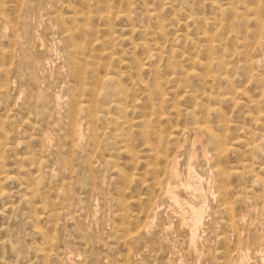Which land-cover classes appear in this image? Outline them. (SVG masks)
Segmentation results:
<instances>
[{
	"label": "rangeland",
	"instance_id": "1",
	"mask_svg": "<svg viewBox=\"0 0 264 264\" xmlns=\"http://www.w3.org/2000/svg\"><path fill=\"white\" fill-rule=\"evenodd\" d=\"M0 264H264V0H0Z\"/></svg>",
	"mask_w": 264,
	"mask_h": 264
},
{
	"label": "bare ground",
	"instance_id": "2",
	"mask_svg": "<svg viewBox=\"0 0 264 264\" xmlns=\"http://www.w3.org/2000/svg\"><path fill=\"white\" fill-rule=\"evenodd\" d=\"M74 47V46H73ZM72 48V47H71ZM84 84V83H83ZM93 90V89H92ZM87 110V109H86ZM89 112V111H88ZM90 114V113H89ZM82 137V136H81ZM196 140H198L197 137H195ZM194 139V140H195ZM194 142V141H193ZM203 154H205L203 152ZM196 156V153L194 151H192L191 153V158H194ZM169 162V161H168ZM177 160H173L171 161V164H170V169H169V176H170V180L169 182L167 183V195L169 196V198L171 200H173V202L175 201L176 203L179 202V193H178V190H177V186L180 185V186H185L186 187V190L187 188H191V184H192V181H189V180H186L184 181L185 183H180L181 182V179H179V171H178V165H177ZM188 174H189V177L190 179H195V180H198L200 179L199 176L195 173L194 169L192 168L191 164L189 163L188 165ZM165 176V175H164ZM173 181V182H172ZM171 184H173L174 186L173 187H170ZM182 184V185H181ZM194 184V183H193ZM226 185V184H225ZM224 185V186H225ZM193 186V185H192ZM195 187V186H194ZM160 189V188H159ZM192 189V188H191ZM195 192H198L197 193H200V188H194ZM188 191V190H187ZM224 191V190H223ZM214 193V192H213ZM201 195V194H200ZM198 200V199H197ZM205 203V202H204ZM179 204V203H178ZM188 204V203H187ZM181 211V210H180ZM183 212H186L185 209ZM204 212V208H203V205L201 206H198V205H190L188 204V211L186 213H188V215H186V217H183L181 216L180 217V221L182 223H186L188 225V228H189V241L191 244H194L195 243V238L197 237L196 236V232H197V229L199 227V225L202 223V214ZM156 216V215H155ZM149 227V226H148ZM143 231V230H142ZM192 246V245H191ZM195 247V246H194ZM242 260V259H241Z\"/></svg>",
	"mask_w": 264,
	"mask_h": 264
}]
</instances>
